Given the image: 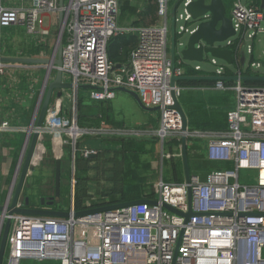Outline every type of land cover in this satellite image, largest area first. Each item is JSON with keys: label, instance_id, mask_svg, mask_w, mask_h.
<instances>
[{"label": "built area", "instance_id": "built-area-1", "mask_svg": "<svg viewBox=\"0 0 264 264\" xmlns=\"http://www.w3.org/2000/svg\"><path fill=\"white\" fill-rule=\"evenodd\" d=\"M156 1L162 22L136 28L119 24L121 0H65L61 69L64 82H71L75 87L78 84L98 86L88 90L97 102L115 98L117 87L135 90L146 106L160 107L159 127L101 124L84 130L77 123L76 105L65 103L70 98L65 91L51 103L40 135L51 134L63 146L70 144L74 154L77 141L85 134L147 138L159 140L163 147L176 139L179 143L173 144L165 154L174 160L182 158L184 136L188 143L191 139H204L206 159L219 167L204 175L191 173L189 182L159 180L155 196L151 198L155 204L140 202L76 216L78 210L106 203L96 193L77 209L72 193L69 206L59 207L60 202L56 205L58 210L69 211L68 217L9 215L4 210L0 212V238L7 218H11V228L3 264H21L27 259L60 260L62 264H264V86L246 85L239 79L242 75L264 76V43L262 54L256 50L258 36L264 34V8L235 0L229 15L235 35L221 45L216 43L220 48L234 46L236 56L245 47V66H239L231 74V79L238 77V80L233 79L232 84L227 79L215 80L212 86L235 93L228 127L184 130L176 100L180 101L185 88L171 84L174 75H185L184 61L176 57L174 65L172 60V10L177 0ZM191 1H182V13L176 9L178 34L195 30L178 24L191 18L186 10ZM59 9V0H19L15 6L0 3V32L18 24L39 44L43 43L49 31L44 27L45 17H52L51 21L58 24ZM132 32L137 36V43L128 62L117 67L109 59L108 42L113 36ZM40 53L32 57L42 58L44 51ZM247 53L251 56L249 64ZM0 56H3L1 52ZM209 62L215 69L206 75L227 76L231 64L216 57ZM22 65L25 63L0 61V79L10 69L19 70ZM193 68L202 69L199 64ZM62 108L73 110V115L63 114ZM20 131L26 129L9 119L0 120V143L3 134ZM93 154L98 156L92 147L82 149L86 158ZM165 205L183 213L192 210L194 214L186 219Z\"/></svg>", "mask_w": 264, "mask_h": 264}, {"label": "water", "instance_id": "water-1", "mask_svg": "<svg viewBox=\"0 0 264 264\" xmlns=\"http://www.w3.org/2000/svg\"><path fill=\"white\" fill-rule=\"evenodd\" d=\"M183 0H177L175 9L172 10V60L173 64H176V57L179 54L184 62H203L207 54H211L212 57H216L224 60L226 63L234 65L235 55L232 48H220L216 46V43H222L229 37L235 35V29L233 26L232 19L227 14V8L225 0H192L187 6L186 10L191 15L189 20L184 21L186 28H194L193 33L183 32L177 33L175 15L176 9L179 10L182 7ZM65 0H59V13H58V26L59 36L54 48V53L51 58H38V57H26V56H0L1 62L7 63H25V64H43L47 69L46 78L43 85V90L39 97V101L36 105L34 116L31 124L27 127V135L24 141V146L20 155L17 170L15 173L14 181L10 192L7 196L5 204L0 205V212L6 211L9 215L15 213L24 215H39V216H61L68 217L69 211L58 210L55 206L60 202L59 197L61 195V183H62V156L63 147L61 140L58 139L56 145V157H55V168H54V195L42 196L38 194L25 195V185L29 177L30 172L34 170V156L38 150L40 144V129L42 128L48 109L55 97L61 98L65 91L71 90L74 95L77 96L79 90H91L99 88L98 86L91 84H78L77 87L71 82L63 81L62 73V52L64 45V26H65V13H64ZM261 8H264V0H261ZM188 34L187 40L181 41L184 36ZM54 54L56 58L52 60ZM240 64L245 65L246 54L245 47L242 46L240 50ZM117 67H121V64H117ZM55 71L54 76L51 75L52 71ZM194 79V80H226L228 76H204V75H182L173 76L171 84L174 86L177 81ZM233 79L238 80V77ZM242 81L246 80H264V76L261 75H242L239 78ZM116 91H121L129 94L137 104L143 110L150 112H158L159 106L149 107L146 106L139 94L135 90L128 89L126 87H117ZM176 106L181 111L183 117V129L188 128V119L186 113L180 104L179 100H176ZM182 148V161L184 164L185 179L187 182L191 178V169L189 165V154H188V141L187 137H183L181 141ZM43 156V152L41 153ZM96 154L91 155L96 157ZM40 164V161L38 162ZM76 180L73 178L72 193H75ZM74 199V197H73ZM148 202L156 203L154 199L139 198L129 201L116 202L98 206L87 210H78L75 212L76 216H83L88 213L106 211L110 209H116L125 207L134 203ZM165 207L175 213L184 215L186 219L191 217L194 213L189 210L183 213L169 205ZM11 228V218H7L4 224L1 238H0V264L4 263V257L7 248L8 236Z\"/></svg>", "mask_w": 264, "mask_h": 264}, {"label": "crops", "instance_id": "crops-1", "mask_svg": "<svg viewBox=\"0 0 264 264\" xmlns=\"http://www.w3.org/2000/svg\"><path fill=\"white\" fill-rule=\"evenodd\" d=\"M227 1H228V3H227ZM234 1L235 0H226L225 1L227 11L229 10V12H230ZM241 2L243 4H253V5L261 8V0H246L245 2L243 0H241ZM0 3H2V0H0ZM9 3L14 5L12 1ZM135 3L136 4H131V3L130 4L137 6L135 8H137L138 12H140V11L145 10L151 4V0H135ZM10 4L6 5V6H12ZM119 16H120V13H119ZM119 16H118L119 24L121 26H126V27L138 28L141 26L160 24L162 22L161 18L158 16V14L156 15L157 18L155 19V21H153L152 16L140 18L138 16V14L135 13V15L133 17L129 18V20L126 19L122 23L119 21ZM49 18H51V17H49ZM136 22L139 25H136L135 24ZM44 27L48 28L49 31H48V34L44 38L45 41L43 43H40V44H39V42L34 40V37L30 36L26 32L25 28L21 25L17 24V25H13L11 27L1 29V32H0V52H1V54L3 56H26V57L28 56V57H32V56L41 55L40 52L44 51L42 58H47L48 57V50L50 49V43H51V40H50L51 39L50 38L51 27L50 26L49 27L44 26ZM127 34H131V35L136 36V34L134 32L127 33ZM37 40H38V38H37ZM231 48L233 51L234 50L236 51L234 46ZM256 50L259 54H262L263 53V46L258 47V45H257ZM235 51H234V55L236 53ZM240 58H241V55H240V51H239L237 56L235 55V64L229 66L227 68V72L230 71L232 74L234 72V70L237 69L239 66L241 68H243L245 66V65L243 66L240 64ZM180 59L182 60L181 56L179 54H177V60H180ZM128 60H129V57L127 59V62H128ZM196 64L200 65L201 63L195 62L193 64L192 62H183V65L185 67V75H197V74H199V75L206 76V72L208 70L204 69L202 66H201L202 67L201 70H195L193 67H195ZM19 68H20L19 70L18 69L13 70V68H12V70L10 69L8 72H15V71L16 72H18V71L23 72V75L27 78L26 80L31 83L32 87L35 88V91L32 94L29 91L28 94H26L25 100L15 101L14 99H12L13 95L9 96V98H8L3 87H1V89H0V118L1 119L0 120L9 119V120H11V122H13L15 124L22 125L24 128H26V126L30 125L31 124L30 122H32V119L34 116V111H35L36 105L39 101L40 91L42 92V90H43L46 68L43 64H25ZM196 71L201 72V73H197ZM230 78H231V76H230ZM177 84H179V81H177ZM37 85L42 86L41 87L42 90L39 88L36 89ZM184 88H185V90L183 92L184 94L180 98V104L182 105V107L185 111V106L183 105L184 102H182V100L185 101V99H186L189 102L196 103V102H198V100L201 99L202 103L200 102L201 103L200 109L202 112L201 116H202V125L203 126H208L209 123H211V122L216 123V124L218 123L217 125H219L220 124L219 122L222 119L220 109H223L222 108L223 105H220L218 103L211 104L209 101V97L211 95H213V94H230L229 104H232L235 102V93L232 90L221 91V90H216V89H213L212 87H207V86H203V87L202 86H197V87L186 86ZM88 95H89V93H88ZM89 99L94 101L90 97V95H89ZM55 100H56V98H55ZM14 103H21L25 107V109L28 111L27 116H25L26 118L29 117V119H30V122L28 124H25L24 122H22L25 118L22 115V110H21L20 114H17L14 110H12L13 107H11V106L14 105ZM107 103H109V101ZM8 104L10 105V107H8V109H7ZM74 104L77 107V103H74ZM107 108H108V112H107V114H105L106 117L104 120L101 121V124H104L107 126L158 128L160 125V119H161V111L160 110L158 112H150V111L143 110L141 108L143 113H144L143 119H138V121L136 123L131 125V124H128L127 121H124V120H121L120 118H118L116 114L112 113V107L110 106V104ZM31 109L33 110L32 114H30ZM66 112H68V111H66ZM150 113L154 114V116H152ZM185 113H186V111H185ZM63 114H65V113H63ZM67 115H69V114H67ZM186 116H187V113H186ZM215 119H217V120H215ZM101 124L99 126H101ZM99 126H80V127L83 128L84 130H86V129L91 128V127L94 128V127H99ZM188 127L191 128V126L189 125V122H188ZM191 129H194V128H191ZM199 130H218V129L201 128ZM18 134H19V139H17V140H19L20 142H24L26 135H27L26 131L3 134L1 137V143H0V172H1V177H0V205L6 203L7 196L9 194L11 186L13 184L14 174L17 170V166H18L17 162L20 159V158H18L17 160H15L13 154H11L9 152L10 150H12L13 142L15 141V139H16L15 137L18 136ZM46 136H48L50 138V141L52 142V146H53L52 155L56 157V150H55L56 149V138L51 134H47ZM84 136L85 137H92V138H100V136H94V135H90V134H85ZM84 136H82L81 138H83ZM12 137H14V138L12 139ZM101 138H115V137H102L101 136ZM142 140H147L148 142H154V143L156 142L158 145V148L161 149V157H160L161 161L165 162L168 160L169 164H170L171 158H168L165 155L168 152V147L166 145L163 147L162 143L159 140H150L147 138H144V139L142 138ZM205 141L206 140H204V139H191V140H189V143H188L189 157L191 158L190 160H193V162L191 161V163H192L191 166H193L191 173L201 172L200 167L201 168L207 167L210 170L213 169V168H211L213 166H216V168L219 167V164L211 162V161L206 159V157L203 153V149H204L205 144H206ZM145 143H143V145ZM66 146H70L69 148L71 150L70 151L71 155L69 156V161L66 160V162L64 161V163H62V173H63L62 182H63L65 177H70V178H72V180H73V178L75 179V171H76V168H75V166H76L75 165L76 164V161H75L76 153L74 154L73 148L70 144H65L64 146L62 145V147H63L62 158H64L65 156H68V154H67L68 151L66 149L67 148ZM195 147H197V148H195ZM197 149H198V151H197ZM74 155H75V157H74ZM98 156L92 157V159L94 161L93 160L91 161V163H90L91 166H94L96 164V161L97 162L99 161ZM133 156H134L133 161L137 164V166H135L134 168H137L139 166V173L141 171H144L141 174L136 172L138 175H140V176H154L155 177L154 181L149 180L148 182L143 184V186L141 188L143 196L141 198H150V199L154 198L155 192H156V190H155L156 184L161 179H163L164 181H167V182H174L173 179L169 180V178H167L165 176V173L164 174L162 173L160 176L159 170L158 171L156 170V172L152 173L150 165L152 166V168H156V166H157V164H155L153 161L148 165V164H146V162H144V163L142 162V158L139 155V153H137V159L138 160H135L136 154H134ZM180 160H181V166H182V168H181L182 169V172H181L182 180L180 182H183L186 180L185 179V173H184V164H183L182 158H180ZM157 162H158V158H157ZM135 163H134V165H135ZM33 164H36V166L38 165V163L36 162V159L33 160ZM36 166L34 165L35 168L32 172H30L29 176L35 172ZM158 169H160V160H159V168ZM136 171H137V169H136ZM101 174H102L101 169H99V168L98 169L93 168V169H90L88 171V177L91 179L89 182V185H90L89 186L90 187L89 197H91L93 194H96V192L98 191V189L96 192H95V190H93L94 185L97 186V185H99V183L100 184L103 182L105 183V180H103L102 178L99 179ZM149 186H154L153 192L149 191V188H148ZM71 196H72V194H70V200H72ZM70 200H69V205H70ZM60 202H62V201H60ZM62 203L63 204H61L59 207L65 208L66 206H69L65 202H62Z\"/></svg>", "mask_w": 264, "mask_h": 264}, {"label": "trees", "instance_id": "trees-1", "mask_svg": "<svg viewBox=\"0 0 264 264\" xmlns=\"http://www.w3.org/2000/svg\"><path fill=\"white\" fill-rule=\"evenodd\" d=\"M120 16H119V21L122 23L126 19L129 20V18L133 17L135 13L138 14L140 18H145L152 16L153 21L157 18V1L156 0H151V4L143 11L138 12L137 8L133 7L128 0H121L120 3ZM136 25H139L137 22L135 23ZM137 43V36L131 35V34H119L117 36H113L110 38L107 46V51H108V56L109 59L115 63V64H124L127 63V59L130 55L131 50L135 47ZM31 55V54H30ZM197 73H201L196 71ZM227 76H231V72H227ZM215 80H194V79H186V80H181L179 81V84L183 87L186 86H207V87H212L215 84ZM228 84L234 83L233 79L229 77V79L226 80ZM244 84L246 85H257V86H264V80H246L243 81ZM2 86H0L1 89ZM5 93L7 92V89L3 87ZM184 94V93H183ZM182 94V95H183ZM183 99V98H182ZM229 99H230V94H213L209 97V101L211 104L218 103L220 105H223L222 107H227L229 106ZM84 98L81 96L78 98L77 102V122L79 126H99L101 124V121L105 119L106 115L96 113V114H83L79 112L80 109L83 107L86 108H91L93 109L94 107H99L100 105H103L105 102H97V101H92L93 104H86L83 103ZM183 105L185 106V111L187 113V118L189 125L191 128L194 129H201V128H207V129H218L222 130L227 128L226 122L222 118L220 120V124L217 125L216 123H209L208 126H203L202 125V112H201V103L202 100H198L196 103L189 102L188 100L185 99V101L182 100ZM201 102V103H200ZM200 103V104H199ZM199 104V105H198ZM10 105H7V109ZM221 115H224L223 113L224 110L220 109ZM107 114V113H106ZM1 119V118H0ZM88 122V124H86ZM86 124V125H85ZM85 137V136H84ZM81 138L77 141L76 144V171H75V195H74V202L75 206L77 209H80L83 207V203L86 198L89 197V190H90V178L88 177V171L90 169H95L99 168L101 169V175L99 179H101V176H104L102 179L105 180L106 183H109L108 191H104L100 189L98 190V195L101 197L103 203H116V202H123V201H129V200H134V199H139L143 196L142 194V186L144 183L148 182L149 180L154 181L155 177L154 176H140L134 171V178L130 179L131 171L134 170V167L137 166V164L133 163L130 160L129 154L132 153L133 151L138 150L139 148L142 147L143 143H145L147 140H142V139H136V138H111L109 143L116 144L113 146L112 144H108L106 148L108 150L114 149L116 150L115 154L116 156H111L109 157V161L112 164L110 167H105L107 164L103 165L100 164L98 161L97 164L94 166H91V161L93 160L92 158H86L82 155V148L86 146V141L90 139L92 142L91 138L92 137H85ZM96 143L101 138H95ZM89 142V141H87ZM89 142V144L91 143ZM179 141L176 139L171 140L166 146L168 145V149L172 147L173 144H178ZM92 145V144H91ZM67 147V148H66ZM65 148L68 151V156H65L62 158V162L69 161V156L71 155V150L70 146H66ZM53 149V146L51 147V151ZM123 152V161L122 163L119 162L118 157H120V153ZM127 153V154H126ZM189 154V150H188ZM52 160L55 166V156H52ZM191 158L189 157V165L190 169H193V166L190 160ZM135 160H138L137 157H135ZM199 162V161H198ZM170 170L173 172V180L174 182H180L182 180L181 172H182V166H181V160H174L171 159L170 162ZM55 168V167H54ZM201 174H205L207 170L209 171L210 169L205 167L201 168ZM136 170V169H135ZM105 173V174H104ZM63 176V173H62ZM63 178V177H62ZM63 183V182H62ZM61 183V184H62ZM62 186V185H61ZM60 201L63 202L62 198H60ZM60 202L61 204H63ZM69 205V204H67ZM24 261V260H23ZM22 261V262H23Z\"/></svg>", "mask_w": 264, "mask_h": 264}, {"label": "rangeland", "instance_id": "rangeland-1", "mask_svg": "<svg viewBox=\"0 0 264 264\" xmlns=\"http://www.w3.org/2000/svg\"><path fill=\"white\" fill-rule=\"evenodd\" d=\"M13 2L14 5L10 4L9 2ZM131 4H136L135 0H128ZM226 1V0H225ZM244 2L246 0H243ZM228 3V1H227ZM2 4L3 5H18L19 4V0H2ZM133 7H137L135 5H132ZM179 13L183 12V7L179 8ZM227 14L230 15L229 10L227 11ZM50 17V16H49ZM49 17H45V26L46 27H51L50 33V49L48 50V57L47 58H51L53 53H54V48L59 36V26L55 21H51V18ZM178 24H184L183 20H180L178 22ZM264 25V24H263ZM188 38V34H186L184 36V38L181 39V41L187 40ZM264 43V34H261L258 36L257 39V45L258 47H261L262 44ZM247 44H251L249 41ZM221 45V43L219 44ZM223 45V44H222ZM258 57V56H256ZM212 58L211 54H207L206 58L203 60V62H200L201 66L208 70V71H214V66L210 64V60ZM251 60V56L250 54L247 53V64H249ZM193 64L195 62H192ZM219 64H223L222 61L218 60ZM52 75H54V72H52ZM15 77V78H14ZM27 78L23 75V72L18 71V72H7L1 79H0V86L4 87L5 89H7V97L9 98V96L13 95L12 99H14L15 101H21V100H25L26 98V94H28V92L30 91V93L32 94L35 91V88L32 87L31 83L28 82L26 80ZM45 79V78H44ZM45 81V80H44ZM67 81H70L69 78H67ZM42 86H36V89L39 88L41 89ZM42 90V89H41ZM66 95L70 94V98H66L65 103L69 106L70 102L72 103V105H74V103L78 102V98L79 97H83V103L86 104H93L92 100L89 99V95H88V90H79L77 93V96L74 95L73 91L71 90H67L66 91ZM40 95H41V91H40ZM117 97L113 98L112 100L109 101V103L105 102L103 105H100L99 107H94L93 109L91 108H86L83 107L82 109L79 110V112L83 113V114H100V116L102 114H106L108 112V106L110 104V106L112 107V113L116 114L118 118H120L121 120L127 121L128 124L133 125L134 123H136L138 121V119H143L144 117V113L142 111V109L139 107V105L136 103V101L134 100V98H132L129 94L125 93V92H121V91H117L116 94ZM55 98L52 101V104L55 102ZM67 101V102H66ZM17 104V105H16ZM65 105L67 108L68 106ZM234 103L230 104L227 107H222L225 113H223L224 115H221L222 118H224L225 122H226V127H228V114L229 111L233 108ZM10 107V106H9ZM11 107L12 110H14L17 114L21 113L22 110V115L25 117L28 114V111L25 109V107L21 104V103H14V105H12ZM63 113L65 114H69V115H73V110L69 111L68 109H63L62 108ZM68 111V112H66ZM33 113V110L31 109L30 114ZM152 116H154V114L150 113ZM217 120V119H215ZM25 124H28L30 122L29 117L28 118H24V120L22 121ZM31 123V122H30ZM88 124V122L86 123ZM85 124V125H86ZM29 126V125H28ZM26 126V130L27 127ZM15 136V135H14ZM102 137H107V136H102ZM14 137H12L13 139ZM15 141L13 142V148L12 150H10L9 152L11 154H13L15 160H17L18 158H20L23 146H24V142H20L19 140V134L18 136L15 137ZM101 138V136H100ZM93 139V140H92ZM111 138H101L98 143H96V139L95 138H91L92 142L89 140V142H91L89 144V142L86 141V146L87 147H92L95 150L98 151V160L100 162V164H107L105 167H110L112 166V164L110 163V161L108 160L109 157L111 158V156H116L115 152L116 150L114 149H110L108 150L106 147L109 146L108 144H112L113 146H115L116 144L113 143H109L111 140ZM17 141V142H16ZM40 144L39 146L43 149V156L40 159V164H38L36 166V164H34L36 166L35 172L30 175L27 179L26 185H25V195H30V194H38V193H46L50 187L54 184V163L52 160V151H51V147H52V142L50 141V138L48 136H41L40 138ZM92 144V145H91ZM197 148V147H195ZM198 151V149H197ZM117 153V152H116ZM137 153H139V155L142 158V162H146V164H150L152 161L157 164L156 168H152L151 167V172H156V170H159V175L161 176V174L165 173V176L167 178H169V180L173 179V173L170 171V167L171 165L169 164V161H161V149L158 148L157 143L155 142H146L144 145H142V147L139 150L133 151L132 153L129 154L130 156V160L132 162V165L134 163L133 159H134V154H136L135 157H137ZM127 154V153H126ZM120 157H118V160L120 163H122L123 161V152H121ZM157 158H158V162H157ZM159 160H160V169L159 168ZM94 161V160H93ZM19 162V160H18ZM17 162V163H18ZM142 163V164H143ZM16 164V163H15ZM97 164V161H96ZM35 168V167H34ZM211 168H216V166H213ZM137 169V171L135 170ZM134 171L139 173V166L137 168H134L133 171H131V178H134ZM144 171H141L139 174L143 173ZM16 173V172H15ZM105 174V173H104ZM0 177H1V172H0ZM15 177V174H14ZM102 178L104 176H101ZM11 178V177H10ZM14 181V180H13ZM97 184V183H96ZM102 184V185H101ZM99 183V185H94L93 186V190H95V192L97 191V189L100 191L104 190V191H108V187H109V183ZM61 195L60 197L62 198L63 202H65L66 204H69V200H70V194H72V188H73V184H72V178L70 177H65L63 180V183L61 184ZM155 186V185H154ZM154 186H149V191H154ZM97 187V188H96ZM47 190V191H46ZM156 190V187H155ZM98 193V191L96 192ZM71 202V200H70ZM7 247H8V243H7ZM7 250V249H6ZM21 264H62V262L60 260H45V261H38V260H33V259H27L24 260L23 262H21Z\"/></svg>", "mask_w": 264, "mask_h": 264}, {"label": "flooded vegetation", "instance_id": "flooded-vegetation-1", "mask_svg": "<svg viewBox=\"0 0 264 264\" xmlns=\"http://www.w3.org/2000/svg\"><path fill=\"white\" fill-rule=\"evenodd\" d=\"M36 157H34V159H36V162L38 163V160H39V156L35 155ZM41 159V158H40ZM47 191V190H46ZM55 193V189H54V184L50 187V189L46 192V193H39L40 195L42 196H47V195H54ZM60 198L59 197V201H60Z\"/></svg>", "mask_w": 264, "mask_h": 264}, {"label": "bare ground", "instance_id": "bare-ground-1", "mask_svg": "<svg viewBox=\"0 0 264 264\" xmlns=\"http://www.w3.org/2000/svg\"><path fill=\"white\" fill-rule=\"evenodd\" d=\"M55 58H56V54H54L52 60H54ZM57 143H58V139H56V145H57ZM42 152H43V149L40 148V147H38V150H37L36 153H35V155H38V156H39V160H38V162L40 161V158L42 157V156H41V153H42ZM34 157H35V156H34Z\"/></svg>", "mask_w": 264, "mask_h": 264}]
</instances>
